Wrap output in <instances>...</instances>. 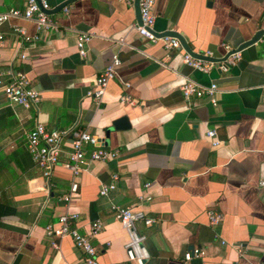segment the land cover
I'll return each mask as SVG.
<instances>
[{
  "label": "crops",
  "instance_id": "obj_1",
  "mask_svg": "<svg viewBox=\"0 0 264 264\" xmlns=\"http://www.w3.org/2000/svg\"><path fill=\"white\" fill-rule=\"evenodd\" d=\"M26 1L0 0V12L21 10ZM46 1L52 9L65 0ZM66 7L67 13L48 15L55 32L39 33L21 19L0 27V72L25 73L39 94L36 107L23 109L9 106L0 89V264H78L70 238L54 249L43 233L65 213L78 214L73 226L81 234L100 223L91 239L98 264H132L113 205L154 221L136 228L145 237L143 264H264V188L258 186L264 183V37L241 50L234 65L201 73L182 63L181 47L165 51L137 34L133 0H77ZM152 14L155 35L177 33L193 53L215 58L225 54L222 45L234 50L264 28V0H153ZM13 27L38 39L24 42ZM78 33L91 34L83 58ZM114 55L120 65L95 104L85 93ZM184 79L199 87L214 83L215 106L205 96L185 101ZM120 95L132 104L118 102ZM121 117L129 128L105 140ZM37 122L48 130L85 131L119 156L83 166L78 193L66 205L59 198L71 181L63 168L69 143L62 140L58 165L44 179L26 152V134ZM207 130L215 131L218 146H210ZM113 174L115 188L99 196ZM209 210L222 214L219 225H208ZM194 247L204 256L184 262L183 253Z\"/></svg>",
  "mask_w": 264,
  "mask_h": 264
},
{
  "label": "built area",
  "instance_id": "obj_2",
  "mask_svg": "<svg viewBox=\"0 0 264 264\" xmlns=\"http://www.w3.org/2000/svg\"><path fill=\"white\" fill-rule=\"evenodd\" d=\"M130 4L132 0H126ZM140 24L135 28L139 36L144 38L151 44L159 42L165 51L179 49V42L171 37H157L152 32L154 24V15L152 14L153 0H137ZM46 0H27L21 10L9 9L0 12V27L9 23L11 20L21 19L24 21L33 22L36 30L39 33L47 34L55 32L57 26L54 22L49 20L46 14L50 10ZM64 13L68 12L67 7L62 9ZM12 31L22 37L24 42H30L38 39L37 36L27 37L23 29L13 27ZM91 38L89 33H78L75 35V47L79 57H85L86 45ZM3 36L0 32V41ZM224 53H228L231 49L227 45H222ZM204 57H212L211 53L207 52ZM18 59L25 60V55L20 54ZM240 59V52L230 54L224 62V65H234ZM182 63L192 70L201 73H207L213 64L194 59L188 54L182 57ZM120 65V61L116 55L111 57L110 63L106 65L99 75L95 78L92 87L86 91L85 96L90 98L95 104H99L104 94L107 83L115 77L116 69ZM264 70V65H263ZM3 77H6V82H3ZM128 88V85H125ZM0 89L3 96L7 100L9 106H19L23 109L36 107L39 103V94L30 86V80L27 75L17 70H7L0 72ZM182 98L187 101L191 97L205 96L210 103L215 106L214 94L216 92V85L210 84L208 87H199L193 81L184 79L179 87ZM121 104H132V99L127 95H120L117 98ZM205 137L209 139L210 146L216 147L220 142L216 139L214 130H207ZM67 139L69 143L68 151L65 154V168L71 177L68 192L63 194L59 200L68 204L72 198L78 193V183L76 179L82 171H86L84 167L90 162H107L115 160L119 154L117 150L106 149L102 142L97 137L88 134L85 131L76 129H46L42 123H35L33 127L26 134V152L29 155L32 163L41 171L44 179H48L52 170L58 165V160L62 154L61 142ZM86 147H90L89 150ZM84 166V167H83ZM116 174L111 176V183L109 185H102L98 191L99 196H106V194L115 188L114 184L117 182ZM260 188H264V183H259ZM144 187H147L145 185ZM147 201L148 198L139 197ZM113 212V218L117 221L120 227L127 235V241L123 246L124 255L128 262L132 264H143L148 259L143 243L145 241L144 235L137 233L136 228L138 224L145 227H150L154 221L145 216L142 211L133 210L130 207H121L113 205L110 207ZM207 223L210 226H217L221 223L223 216L219 212L207 211ZM77 213H65L59 215L55 223H49L43 227L44 236L50 240V246L54 249L58 247V241L64 237L70 238L73 247L80 254V262L78 264H98L96 260V250L92 245L93 239L101 229L98 221L92 222L85 234H81L75 229L74 222L77 221ZM224 242L221 241V245ZM239 250H241L239 248ZM204 256V251L200 248H192L183 253L182 259L184 262L192 258H201Z\"/></svg>",
  "mask_w": 264,
  "mask_h": 264
},
{
  "label": "water",
  "instance_id": "obj_3",
  "mask_svg": "<svg viewBox=\"0 0 264 264\" xmlns=\"http://www.w3.org/2000/svg\"><path fill=\"white\" fill-rule=\"evenodd\" d=\"M37 1V0H36ZM77 0H65L63 2H61L60 4H58L57 6H55L54 8L47 10L46 14L47 15H54L56 13H58L60 10H62L64 7L70 5L71 3L75 2ZM133 10H134V14L137 20V24H140V18H139V12H138V5H137V0H133ZM157 37H171V38H175L178 42L179 45L181 47V49L188 54L189 56H191L194 59H199L208 63L213 64V67L216 68L218 71L223 70V64L225 62V60L227 59V57L234 53V52H240L241 50L250 47L254 44H256L257 42H260L261 39L264 37V28L260 29L258 31H256L249 40L243 42L242 44H240L236 49L231 50L230 52L224 54L222 57L219 58H215V57H204L202 55L193 53L189 47L187 46V44L185 43V41L182 39V37H180L177 33L174 32H169L166 31L164 33H162V35H155ZM129 128V124L127 121L126 117H121L115 121H113L112 126L110 128H108L105 131V140L107 139L108 133L115 130V131H122L124 129H128ZM103 145H106V141H101Z\"/></svg>",
  "mask_w": 264,
  "mask_h": 264
}]
</instances>
